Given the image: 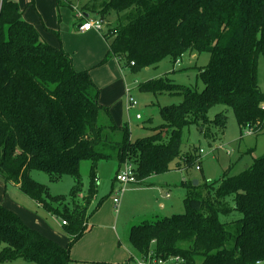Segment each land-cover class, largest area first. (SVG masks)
I'll list each match as a JSON object with an SVG mask.
<instances>
[{
  "label": "trees",
  "instance_id": "trees-1",
  "mask_svg": "<svg viewBox=\"0 0 264 264\" xmlns=\"http://www.w3.org/2000/svg\"><path fill=\"white\" fill-rule=\"evenodd\" d=\"M56 3L59 9L66 6L64 0ZM80 10L79 23L94 13L109 26L103 35L107 53L97 67L117 59L137 73L167 57L176 63L189 51L208 53L211 62L200 69L204 88L169 79L140 84L144 93L182 100L159 104L162 124L133 140L131 130L100 105L90 72L75 71L71 56L47 44L14 0H0V181L5 190L17 187L47 213L60 215L70 240L58 244L0 204L1 264L73 263V246L91 230V217L105 201L97 198L98 161L132 164L140 185L169 172L174 162L177 169L191 167L198 157L196 151L182 156V132L201 128L211 144L216 138L211 128L223 134L227 123L224 112L209 119L215 106L232 109L240 128L264 132L258 81L264 0H90ZM84 160L92 162L87 195L81 194ZM34 170L54 180L71 176L70 200L52 196L31 178ZM187 192L186 213L131 228L130 242L140 257L152 250L163 258L180 256L185 264H264V156L238 176L187 185ZM235 211L240 219L221 221Z\"/></svg>",
  "mask_w": 264,
  "mask_h": 264
},
{
  "label": "rangeland",
  "instance_id": "rangeland-1",
  "mask_svg": "<svg viewBox=\"0 0 264 264\" xmlns=\"http://www.w3.org/2000/svg\"><path fill=\"white\" fill-rule=\"evenodd\" d=\"M70 1L73 8L78 11L90 0ZM14 2L23 11V19L37 26L42 39L47 44L62 47L71 56L75 71L90 72L93 82L100 90V105L108 108L112 117L117 115L118 125L127 126L132 132L133 140L150 136L152 134L150 129L162 124L163 119L159 104L160 106H168L178 104L182 100L181 97L144 93L140 90V84L158 79H169L175 84L198 88L199 90L204 88L200 78V69L211 62V56L208 53L199 54L189 51L176 63L171 57H167L157 66L145 68L137 73H133L130 68H124L121 64L116 66L111 60L103 66H88L85 65L86 61L84 60L88 59L90 51L106 50L107 43L103 35L108 33V25H101V31L93 29L88 33H81L78 29L79 23L76 19L75 9L63 7L58 10L55 0H14ZM88 20L95 22L100 19L96 14L91 13ZM83 22L81 21L80 24ZM118 70L121 72L124 82L123 94L121 101L116 99L114 101L115 106L110 108L103 103L106 102L103 95H107L108 87L112 88L113 84L118 82L111 76L118 73ZM258 81L261 90L264 92V57L259 58ZM126 86L131 90V96L137 102L136 107L130 111H127ZM222 112L227 116L225 131L223 134H219L218 129L212 127L211 133L216 138L211 144L201 128L190 126L183 130L182 156L196 151L195 155L198 159L201 158L200 161H195L191 167L177 169V162H174L169 172L154 175L141 185L140 183L128 185L123 193L116 195V191L120 190L121 186L117 183L112 188V182H115L118 163L116 161H98L96 163L97 198L98 200L105 199V201L99 211L92 216L89 224L97 226L98 220L102 222L103 229L99 233L100 238L109 239L112 236V230L109 231L105 225L107 224L106 220L109 221L112 216L114 218L113 227L117 230L119 237L116 244L120 253H124L128 257L127 262L134 257H140L130 242L129 233L132 227L154 223L175 214L186 213L184 199L188 193L187 185L194 186V182H198V186L202 187L206 182L218 181L226 174L238 176L244 172L246 167H251L255 159L264 156V132L255 134L250 133L248 127L240 128L234 111L225 106L213 107L209 112V119L214 120L216 115ZM137 115H141L142 119L137 120ZM201 149L204 154H200ZM183 157L181 161H178L182 163ZM198 166L201 167L200 170L197 169ZM91 168L92 162L90 160L81 162L82 195H87ZM31 178L47 186L52 196H62L70 200L71 191L75 186V180L71 176H63L60 180H54L53 175L50 176L34 170L31 172ZM0 183L2 182L0 181ZM198 186L196 185V188ZM2 195L1 198L6 200V203L4 205L1 201L0 204L6 207L9 205L8 208L14 210L32 229L47 237L58 236L61 238L62 235L64 236L62 231L63 218L60 215L47 213L17 187L9 185L8 190L4 188ZM114 198L120 199L118 208L114 205ZM55 205L56 208H62L58 204ZM232 206L233 203H231ZM241 217L242 215L235 211L227 216H222L221 221L231 222ZM7 264L36 263L20 261Z\"/></svg>",
  "mask_w": 264,
  "mask_h": 264
},
{
  "label": "crops",
  "instance_id": "crops-1",
  "mask_svg": "<svg viewBox=\"0 0 264 264\" xmlns=\"http://www.w3.org/2000/svg\"><path fill=\"white\" fill-rule=\"evenodd\" d=\"M68 2H71V1L70 0H64V4L66 6H62V7H60V9L63 8V7L71 8V6L68 5ZM56 5H57V3H56ZM60 9L58 8V10H60ZM78 23H79V20H78ZM78 29H79V27H78ZM80 32L81 33H88V32H82V31H80ZM106 53H107V46H106V50H104V51L103 50L99 51V52L95 51V50L94 51H90L89 55H88V59L84 60V61H86L85 65H88V66H95L96 65L97 66L102 61V59L104 58ZM111 61L114 62L116 64V66L120 65V63H119V61L117 59H113ZM121 75L122 74H121V72L119 70H118V73H114V74L111 75L112 78H115L116 81L118 80V82H115L113 84L112 88L108 87L107 88L108 89L107 95H103L104 99H106V102L104 101L103 103L107 107H109V106H110V108L114 107L115 106L114 101L116 99L118 101H121L122 94H123V89H124V82L122 80ZM119 77H120V80H119ZM114 117H113V119L118 124L117 115H114ZM121 118H120V120H121ZM120 168L121 167L118 166L117 174H118ZM116 184H117L116 182H112V188H114V186ZM4 188H5L4 184L0 183V202L2 201L3 204L6 203L5 202L6 200H2V198H1V197H3L2 191L4 192ZM8 207H10V206L8 205ZM8 207H6V208H8ZM162 207H164V206H162ZM12 211H14V210H12ZM91 219H92V217H91ZM113 221H114V218L112 216H111L109 221L106 220V223H107L105 225L106 228L109 229V231H110V229L112 230V236L109 239L100 238V234L99 233L103 229V227H102L103 223L102 222H100L98 220L97 221V226L96 225L94 226L92 224H91L92 225L91 226L89 224L91 226V230L87 234H85L73 246V248L71 250V259L73 260L72 264H81V263H84V262L90 263V264H127L129 262V261L127 262V258L128 257H126L124 253H120V250L117 247L116 240L119 237H118V234H117V230H115V227H113ZM49 237H51V239H53L54 241H57L58 244L61 243L62 246L63 245L66 246L70 242L68 237L65 236V235L64 236L62 235L61 238H58V236H49ZM17 262H20V261H17ZM13 263H16V262H13Z\"/></svg>",
  "mask_w": 264,
  "mask_h": 264
},
{
  "label": "built area",
  "instance_id": "built-area-1",
  "mask_svg": "<svg viewBox=\"0 0 264 264\" xmlns=\"http://www.w3.org/2000/svg\"><path fill=\"white\" fill-rule=\"evenodd\" d=\"M75 9V8H74ZM76 11V18L79 20H82L84 18V15L80 9H75ZM103 23L99 21H84L80 26L79 30L82 32H90L93 29L101 31V25ZM134 65V64H132ZM126 98H127V111H130L131 109H134L137 105L136 100L131 96V90L126 87L125 89ZM262 108L264 109V103L262 104ZM137 120H141V115L136 116ZM250 129V133H254V131L248 126ZM215 150V149H214ZM200 154H204V151L201 149ZM230 155V153H228ZM199 161L201 160L198 159ZM198 170L201 169L200 166L197 167ZM115 182L118 183L121 186V189L116 191V195L118 193H123L125 191V188L128 185L138 184L140 181L136 177L135 168L132 164L125 163L121 166L118 174L115 177ZM114 205L116 208L120 205V199L114 198L113 199ZM63 225L66 223L63 222ZM127 264H185V259L180 256H168V257H162L160 255H156L154 251H150L146 256L139 257V258H132L131 261H129Z\"/></svg>",
  "mask_w": 264,
  "mask_h": 264
},
{
  "label": "water",
  "instance_id": "water-1",
  "mask_svg": "<svg viewBox=\"0 0 264 264\" xmlns=\"http://www.w3.org/2000/svg\"><path fill=\"white\" fill-rule=\"evenodd\" d=\"M100 22H101V23H103V22H104V20L101 18V19H100ZM247 169H248V167H246V169H245V170H247ZM196 185H198V182H194V186H196Z\"/></svg>",
  "mask_w": 264,
  "mask_h": 264
}]
</instances>
